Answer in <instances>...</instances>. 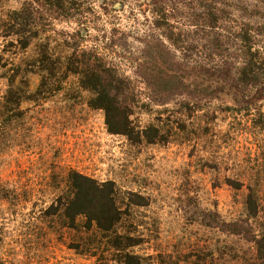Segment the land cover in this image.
Here are the masks:
<instances>
[{"label":"rangeland","instance_id":"1","mask_svg":"<svg viewBox=\"0 0 264 264\" xmlns=\"http://www.w3.org/2000/svg\"><path fill=\"white\" fill-rule=\"evenodd\" d=\"M27 1L45 17L42 38H51L50 49L61 45L56 49L65 57L73 52L97 54L132 82L142 102H149L152 95L138 72L146 42L161 35L155 26L154 0H78L83 10L67 14L48 13L35 0H0V16ZM247 1L250 10L254 5L264 9V0ZM168 5L176 9L172 24L195 32L191 6L170 0ZM242 22L264 20L245 17ZM42 44L36 40L22 50L0 39V101L6 74L40 59ZM190 56L191 63L201 59L199 53ZM40 83V75L32 76L31 92L36 93ZM89 98L78 77L70 76L59 90L24 103L25 117L5 127L6 138L0 141V264H104L99 256L76 252L71 245L79 240L78 234L47 216L54 201L66 193L72 170L99 182L114 181L123 196L137 193L149 199L148 206L130 209L120 229L142 239L133 251L147 259L146 264L251 262V242L206 222L209 212H218L224 222L245 219L248 187L257 175L264 176V130L253 128L252 117L221 114L215 145L211 135L187 141L182 134L164 147L134 148L124 136L108 132L104 113L89 107ZM158 109L153 114L137 110L135 124L143 128L157 122ZM214 158L220 165L217 174L203 168ZM226 178L240 181L243 188H231Z\"/></svg>","mask_w":264,"mask_h":264},{"label":"trees","instance_id":"2","mask_svg":"<svg viewBox=\"0 0 264 264\" xmlns=\"http://www.w3.org/2000/svg\"><path fill=\"white\" fill-rule=\"evenodd\" d=\"M35 1L48 13L83 10L78 0ZM170 1L191 6L195 32L172 24L170 18L176 9L169 7L168 0H154L155 26L161 35L146 42L145 59L138 72L152 95L149 102H142L131 87L132 82L97 54L73 52L65 57L56 49L61 45L50 49L51 38H42L45 17L32 1L0 16V39H9L10 46L27 50L36 40L44 42L40 59L26 65V69L18 65L5 76L7 87L0 101V141L6 138L5 127L25 117L24 103L59 90L61 82L70 76L78 77L81 88L89 94V107L104 113L108 132L124 136L134 148L164 147L182 134L187 141L211 135L210 141L215 145V130L220 127L223 113L252 117L253 128L263 131L264 23L242 21L245 17L264 20V9L254 5L250 10L244 0H239V6H231L232 0ZM232 7L242 13L243 20L236 17ZM193 53H199L201 59L191 63ZM34 75L41 76L36 93L30 90ZM47 88L50 90L46 91ZM155 107L161 109L156 111L157 122L138 127L133 119L137 110L143 108L142 111L153 114ZM210 145L205 149L211 150ZM203 168L212 174L220 172L217 158L204 162ZM256 179L248 187L245 219L224 222L218 212H209L206 222L207 226L254 245V257L246 264H264L263 174ZM67 182L66 193L54 201L47 216L78 234L79 240L71 247L80 254L99 256L104 264H146L147 259L133 251L142 239L120 229L130 209L148 206L149 199L137 193L124 197L114 181L99 182L75 170L68 172ZM225 183L236 190L243 188L236 179L226 178ZM1 244L0 238V249Z\"/></svg>","mask_w":264,"mask_h":264}]
</instances>
